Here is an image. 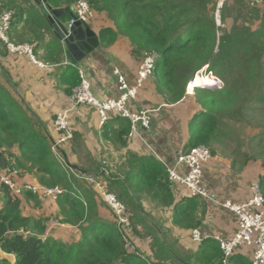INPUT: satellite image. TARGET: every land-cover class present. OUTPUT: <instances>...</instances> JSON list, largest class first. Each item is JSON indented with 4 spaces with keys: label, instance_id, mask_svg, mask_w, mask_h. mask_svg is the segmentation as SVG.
Listing matches in <instances>:
<instances>
[{
    "label": "trees",
    "instance_id": "1",
    "mask_svg": "<svg viewBox=\"0 0 264 264\" xmlns=\"http://www.w3.org/2000/svg\"><path fill=\"white\" fill-rule=\"evenodd\" d=\"M79 1L48 0V4L57 7L75 5ZM87 1L96 13L106 14L115 25L116 31L101 32L103 39L109 37L113 43L121 35L131 43L133 54L142 56V60L148 55L158 56L154 84L157 91L166 94L173 103L185 97L189 84L203 70L223 83L222 88L213 90L195 88L204 115L201 124L197 118L191 122L190 147L209 145L219 134L231 135V129L245 137L247 134L252 141L264 136L263 125L262 130L253 132L256 129L249 123L248 115L249 111L263 114L254 106L264 105V16L253 20L246 15L244 23L223 31L217 27L215 15L220 12L221 20L225 21L230 0L221 7L219 0ZM250 5L253 10L250 15L258 17L259 6ZM157 65L163 67L156 71ZM52 145L53 138L41 121L0 86V161L19 175L36 172L33 175L38 177L40 187L49 189L57 185L65 189L66 193L57 200L59 213L53 216V221L76 226L80 232L78 241L63 243L51 237L44 239L42 236L50 222L45 224L44 220L27 217L22 210L24 198L38 201L42 197L25 192L17 198L0 185V252L4 257L0 256V264H191L160 236L162 230L158 226L150 224L139 192L128 179L122 180L116 175L103 179L109 191L116 193L128 208L132 227L129 234H123L115 223L100 216L98 196L88 184L90 189L86 190L67 174ZM15 148L20 155L10 162L5 154ZM64 150L60 152L62 157L66 155ZM260 154H264V149L256 153V158L264 159ZM136 177L137 187L162 200L161 194L156 192L158 186H164V171L160 167L144 164L137 170ZM74 186L83 190V200L75 194ZM260 186L264 196V176ZM190 208L188 204H175L174 216L179 214L177 219L182 220ZM138 225L143 227L146 236L155 231L153 241H149L151 256L143 254L132 239L143 232L138 230ZM127 240L132 249L127 248ZM207 248L218 250L216 258L213 251H207L203 257L193 256L194 261L223 264L219 247L208 245Z\"/></svg>",
    "mask_w": 264,
    "mask_h": 264
},
{
    "label": "crops",
    "instance_id": "2",
    "mask_svg": "<svg viewBox=\"0 0 264 264\" xmlns=\"http://www.w3.org/2000/svg\"><path fill=\"white\" fill-rule=\"evenodd\" d=\"M42 6L47 8L48 4L39 5L36 0H0V17L5 13L13 14L9 39L14 45L32 47L37 60L36 64L29 54L11 51L0 40V86L38 118L52 138L57 115L70 106L73 90L81 83L80 71L90 82L96 97L101 100L118 99L120 93L114 71L118 69L131 86H137L138 70L143 60L142 56L133 54L132 45L125 37L119 35L113 43H110L109 37H101L103 30L116 31V28L106 14L97 13L96 18L87 24L96 34L98 45L81 62L73 63L65 55L63 43L50 27L47 17L49 11L43 10ZM74 6L59 4L51 8H69L73 15ZM71 15L63 14L62 22L70 25ZM153 76L139 89L138 98L130 103V107L136 111L155 110L151 114L149 129L140 127L137 133H132L130 121L121 117L113 118L101 127L99 116L93 108L78 106L71 116L72 142L65 148L66 155L62 159L56 157L60 159L67 174L76 178L86 190L90 188L81 180L83 175L73 167L101 181L107 180L110 175H116L122 180L128 179L139 192L144 212L150 217V224L162 230L160 236L174 250L179 251L184 259L190 260L191 264H200L194 261L193 256L200 254L203 257L207 251L212 252L213 249H208V245H216L220 249L219 242L228 240L237 231L238 222L233 213L205 199L192 197L186 187L171 181L169 170L186 174L187 169L178 164V153L192 148L190 125L194 118L198 121L199 118L203 119L204 112L197 101L196 89L190 88L191 83L185 97L173 103L166 94L157 91ZM199 88L207 89L205 86ZM233 132L231 129L232 134L229 136L219 134L216 140L204 145L211 150L212 158L203 167V181L221 199L244 202L253 196V183L260 184L264 176V159L256 158L255 146L251 145L253 141L247 134L245 141L244 138L240 141V131ZM253 136L254 133L251 138ZM16 148L5 154L11 159L10 162L20 155ZM260 155L264 157V154ZM129 161H132L131 165ZM144 164H154L164 171V186L156 188L162 200L153 198L141 187H137L136 173ZM35 173L20 174L15 181L19 185L37 184L38 177L33 175ZM73 188L77 189V197L83 200V190L76 186ZM99 201L100 216L115 223L112 213ZM180 203L191 207L182 220L177 219L179 214L174 216V206ZM23 204L25 216L44 220L45 224L50 222L42 236L44 239L51 237L63 243L80 240L78 227L53 221V216L59 213L57 201L24 198ZM138 230L143 232L139 237L134 235L132 239L143 254L151 256L149 241H153L155 231L152 229L151 235L146 236L141 225H138ZM194 230L202 234L203 241L200 244L191 239ZM212 253L215 259L218 250ZM252 255V249L244 247L230 258V262L251 264ZM0 256L4 259L1 252Z\"/></svg>",
    "mask_w": 264,
    "mask_h": 264
},
{
    "label": "built area",
    "instance_id": "3",
    "mask_svg": "<svg viewBox=\"0 0 264 264\" xmlns=\"http://www.w3.org/2000/svg\"><path fill=\"white\" fill-rule=\"evenodd\" d=\"M224 1L222 0V2ZM262 1L253 0V3L260 5L263 3ZM12 16V13H5L0 17V40L13 52L29 54L32 61L37 64L32 47L14 45L9 39L8 33L11 30ZM96 16L97 13L91 8L90 3L87 0H81L74 6V14L70 25H74L76 22L89 23ZM157 62L158 56L155 54L145 57L138 70L137 86H131L126 77L116 69L114 75L117 78L120 93L118 99L101 100L96 97L92 92L90 82L84 78L83 72L80 71L81 83L73 90L70 106L61 110L53 123L51 132L53 152L62 159L60 152L72 142L71 116L73 110L78 106L93 108L99 116V125L101 127H104L113 118L121 117L130 121L132 133H137L140 127L149 129L151 126V114L155 110L136 111L130 107V103L138 98L139 89L149 80ZM215 84L216 86L212 88H222L224 86L219 80ZM190 88L194 90L195 87L190 85ZM1 154L2 149L0 148ZM211 158V150L204 145L180 151L178 153V164L187 169L186 174H179L169 170L170 179L172 182L186 187L192 197L205 199L224 210H228L237 218V231L228 240L219 242L220 250L223 254V264H230V258L244 247L252 249L251 264H264V196L261 186L258 182L253 183V196L244 202L221 199L212 193L203 181V167ZM17 174V171L13 168H8L7 165H3L0 161V185L7 187L14 197L20 198L25 192H31L44 199L57 201L61 195L66 193L65 189L58 186L48 189L31 183L19 185L15 181ZM81 179L95 191L100 201L112 213L120 231L123 234H129L132 222L125 204L114 193L109 191L104 181L99 180L96 176L83 175ZM53 225L59 226L56 223H53ZM191 239L194 243L200 244L203 241L201 232L199 230L192 231ZM126 242L127 248L132 249V244L128 240Z\"/></svg>",
    "mask_w": 264,
    "mask_h": 264
},
{
    "label": "water",
    "instance_id": "4",
    "mask_svg": "<svg viewBox=\"0 0 264 264\" xmlns=\"http://www.w3.org/2000/svg\"><path fill=\"white\" fill-rule=\"evenodd\" d=\"M39 5L48 4V0H36ZM43 10L49 11L48 18L56 37L63 43L65 55L73 63L81 62L98 45V38L87 23L76 22L74 25H66L62 22V15L70 13L71 9H53L48 4L47 8L42 6ZM74 14V13H73ZM73 17V15H71ZM78 170L82 175L84 172Z\"/></svg>",
    "mask_w": 264,
    "mask_h": 264
},
{
    "label": "rangeland",
    "instance_id": "5",
    "mask_svg": "<svg viewBox=\"0 0 264 264\" xmlns=\"http://www.w3.org/2000/svg\"><path fill=\"white\" fill-rule=\"evenodd\" d=\"M224 2H222V0H219V2H218L219 6L221 7ZM262 2H263L262 4L257 5V4L253 3V0H230V2L228 3V6L226 8V11H225L226 14H227L226 20L225 21L221 20L220 12H217V14L215 15L217 27L220 28L223 31L231 30L235 24L244 23L246 15L250 16L251 18H253V20L254 19H257V20L261 19L264 16V0ZM250 4L255 5V6H259L258 9L260 11V14H259L258 17H256L255 14H251L250 15V12L253 11V10H250L252 8V6ZM220 32L223 33L222 31H220ZM162 67L163 66H158L157 65L156 71L160 70ZM206 73H207L206 70H203L200 74L197 75V77H201V78L207 77ZM208 77L212 78L211 76H208ZM214 80L218 81L215 78H214ZM193 84L194 83H191V85H193ZM205 87L207 89H210V90L214 89L211 86H209V87L205 86ZM255 108L258 111H263V114H259V113L253 114V113H255L254 111H249L248 112L249 120H250L249 123L253 127H255L256 130H254L253 132L256 133V131L261 128V125L264 126V105H262L261 107H257V105H255L254 109ZM202 120H203L202 118H199L200 124H201ZM260 130H262V129H260ZM243 138H244V141H245V135L240 132L239 140L243 141ZM262 139H264V136H261V139L257 138V139H255V141L251 142V145L253 147L255 146L256 153H258V151L261 152V150L264 148V141ZM260 140H262V141H260ZM236 142H238V140H236ZM19 176L20 175L18 173L17 177H19ZM115 195L118 197L117 194H115Z\"/></svg>",
    "mask_w": 264,
    "mask_h": 264
},
{
    "label": "bare ground",
    "instance_id": "6",
    "mask_svg": "<svg viewBox=\"0 0 264 264\" xmlns=\"http://www.w3.org/2000/svg\"><path fill=\"white\" fill-rule=\"evenodd\" d=\"M193 85L195 88L197 87H202V86H211V87H214L216 86V81L213 79V78H210V77H204V78H201V77H197V79L195 81H193Z\"/></svg>",
    "mask_w": 264,
    "mask_h": 264
},
{
    "label": "clouds",
    "instance_id": "7",
    "mask_svg": "<svg viewBox=\"0 0 264 264\" xmlns=\"http://www.w3.org/2000/svg\"><path fill=\"white\" fill-rule=\"evenodd\" d=\"M207 76H211L209 73H206ZM203 77V76H202ZM213 77V76H212ZM215 89V88H214Z\"/></svg>",
    "mask_w": 264,
    "mask_h": 264
}]
</instances>
